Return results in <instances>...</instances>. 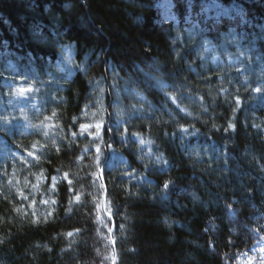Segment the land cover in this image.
<instances>
[{
	"label": "trees",
	"instance_id": "1",
	"mask_svg": "<svg viewBox=\"0 0 264 264\" xmlns=\"http://www.w3.org/2000/svg\"><path fill=\"white\" fill-rule=\"evenodd\" d=\"M158 1L0 0V138L9 153L0 161V264H241L264 241V91H256L264 0H215L239 6L232 20H204L198 0H172L177 24L161 18ZM65 39L91 52V72L109 77L156 58L175 99L139 95L141 110L120 108L108 123L101 113L100 138L80 134V123L99 120L83 103L91 91L83 75L39 93L25 72ZM8 84L10 94L14 84L31 87L36 103L11 128L2 122Z\"/></svg>",
	"mask_w": 264,
	"mask_h": 264
},
{
	"label": "clouds",
	"instance_id": "2",
	"mask_svg": "<svg viewBox=\"0 0 264 264\" xmlns=\"http://www.w3.org/2000/svg\"><path fill=\"white\" fill-rule=\"evenodd\" d=\"M180 40V34L177 32L171 44L175 45ZM202 43L206 46L211 43V40L204 39ZM48 47L51 49L49 58L39 69L31 66L25 69L26 74L32 77L29 80L39 86V93H41L46 91L47 85L59 84L61 77L72 76L76 72L81 73L91 89L83 103L88 106L89 112L96 110V117L99 120H105V116L101 114L105 113L106 123L112 118L118 119L120 108H126L130 113L141 110V102L137 99L139 95L151 100V96L156 93L167 98H172L174 94L164 84L167 73L163 70V63L154 57L150 58V63L146 61L144 67L140 64H132L124 69V75L116 71L109 77L107 72L90 71L91 52L81 50L75 40L54 41L48 44ZM153 68L155 72L152 71ZM118 80L123 81L125 96L121 95L120 88L117 87ZM64 83L67 81L65 80ZM52 98L56 99L55 93Z\"/></svg>",
	"mask_w": 264,
	"mask_h": 264
},
{
	"label": "rangeland",
	"instance_id": "3",
	"mask_svg": "<svg viewBox=\"0 0 264 264\" xmlns=\"http://www.w3.org/2000/svg\"><path fill=\"white\" fill-rule=\"evenodd\" d=\"M188 5L191 4L192 0H186ZM200 4V13L204 20L209 19H227L232 20L234 17L241 15V10L237 5L222 6L215 0H198ZM157 8L160 11V16L163 20L177 24L176 15L174 13V5L172 0H159L157 2ZM189 9V6H188ZM185 23L190 25V27H197V23L190 18L188 14L185 18ZM255 53V52H254ZM259 74L262 75L264 79V62H261L257 66ZM257 74V78H258ZM7 89V92H6ZM5 89V97H11L8 101L7 109L5 110L4 116H2V122L7 128L14 126H19L20 123L27 121L29 117V112L33 111L36 107V103H30L31 94L25 93L20 94L19 89H16V84H14V90L9 93V84ZM264 91V85L260 87ZM29 106V107H28ZM19 119L22 122H17ZM4 142L0 138V161L9 153H7L3 147ZM241 264H264V241L262 240L258 243L248 254L244 255L240 259Z\"/></svg>",
	"mask_w": 264,
	"mask_h": 264
},
{
	"label": "snow or ice",
	"instance_id": "4",
	"mask_svg": "<svg viewBox=\"0 0 264 264\" xmlns=\"http://www.w3.org/2000/svg\"><path fill=\"white\" fill-rule=\"evenodd\" d=\"M165 2H166V0H165ZM32 91H33V89L31 87H21L19 89V93L20 94L31 93ZM256 91L257 92H261L262 90L258 88V89H256ZM172 99L174 100L175 98H172ZM237 102H239V101H237ZM55 115H56V113L53 112L52 113V116H55ZM51 119H52L51 116H45L44 117V120L45 121H50ZM49 126L50 127H56V125H54V124L53 125H49ZM229 127H232V125L229 124ZM92 129H95V131H92ZM103 129H104L103 120H98L95 123H80L78 125V131H79V133L80 134H86L91 139H98V138H100L102 136V134H103ZM125 131H127V129H125ZM185 131H187V130L185 129ZM76 135H77V131H72V136L75 137ZM56 150L57 151H60L59 148H57ZM100 151H101V149L99 147H96L95 152L97 153V159L95 161V164H96V166H97L98 169H99V166H100V163H101V161L98 158ZM85 152H87V149H85ZM27 156L31 157L33 160H38L39 159V157L37 155H35L33 152H31V151L30 152H27ZM78 159L79 160H83L84 157L81 156V157H78ZM63 178H64V180L67 181V183L69 185L72 184V181H71V179H69L67 173L64 174V177ZM97 178H99V177H97ZM52 187H53V189H55V185H53ZM164 187L167 188L168 185L165 184ZM101 188H104V185H101ZM74 200L76 202H80L81 201V195L80 194H77L74 197ZM44 203H47V201H44ZM53 203H55V201H53ZM96 207H97V209L103 208L104 210L107 211V206L103 202L98 203L96 205ZM113 259H114V257H113Z\"/></svg>",
	"mask_w": 264,
	"mask_h": 264
}]
</instances>
